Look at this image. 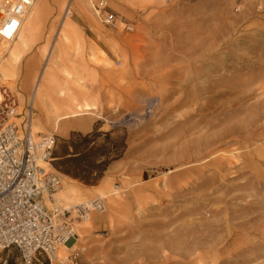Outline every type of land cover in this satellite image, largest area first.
Wrapping results in <instances>:
<instances>
[{"label": "rangeland", "instance_id": "1", "mask_svg": "<svg viewBox=\"0 0 264 264\" xmlns=\"http://www.w3.org/2000/svg\"><path fill=\"white\" fill-rule=\"evenodd\" d=\"M91 1L73 0L59 27L68 0H44L36 44L12 86L0 80L22 110L49 53L33 134L61 144L70 134L54 122L71 109L65 119L125 136L95 185L55 169L64 208L105 204L88 228L72 220L78 240L58 253L78 250L83 264H264V0H109L129 32L100 23ZM9 261L20 264L15 248L0 250Z\"/></svg>", "mask_w": 264, "mask_h": 264}, {"label": "built area", "instance_id": "2", "mask_svg": "<svg viewBox=\"0 0 264 264\" xmlns=\"http://www.w3.org/2000/svg\"><path fill=\"white\" fill-rule=\"evenodd\" d=\"M31 5L32 0H0L1 42L17 37ZM71 5L68 0L63 17L72 16ZM91 7L103 25L133 30L109 0L91 1ZM0 93V250L15 248L20 264H34L37 256L49 264H83L78 250L60 255L58 248L77 241L72 220L83 221L94 211H104L105 204L97 199L91 206L78 205L74 215L57 204L54 195L60 189L61 174L52 165L54 135L33 134L31 98L18 111L17 95L5 86H0Z\"/></svg>", "mask_w": 264, "mask_h": 264}, {"label": "trees", "instance_id": "3", "mask_svg": "<svg viewBox=\"0 0 264 264\" xmlns=\"http://www.w3.org/2000/svg\"><path fill=\"white\" fill-rule=\"evenodd\" d=\"M125 150L126 141L123 135L113 137L111 131L98 129L86 134L71 132L68 138L61 139V144L57 145L56 142L52 165L59 172L85 185H95L108 166L122 158ZM42 264L49 263L44 260Z\"/></svg>", "mask_w": 264, "mask_h": 264}, {"label": "bare ground", "instance_id": "4", "mask_svg": "<svg viewBox=\"0 0 264 264\" xmlns=\"http://www.w3.org/2000/svg\"><path fill=\"white\" fill-rule=\"evenodd\" d=\"M41 7L42 6L40 4L36 5L35 1L32 0V5L29 8V10L26 12V14L24 15V18H23L22 23H21V28L17 34V37L10 43H4L3 42L6 46H4V45L0 46V80L3 81L4 84H10V83H8V81L10 82L14 79V77L16 76L17 66H18L22 56L24 54H26L27 51H29V49L32 45L33 37L31 35H29L28 32H30V30L33 26V23H34L37 15L39 13V9ZM0 45H1V43H0ZM52 46L53 45H51V49L49 52H51ZM48 57L50 58L49 53L46 55V59H45L46 63H44V65L42 66L41 71L39 72V75L37 76V78L35 80V83L33 86V93H32L33 96H31L32 103H33V100L35 102L37 100H40L45 93L44 88L48 82V78H47L48 73H47V68H46ZM51 59H52V57H51ZM10 85L12 86V84H10ZM32 97H33V100H32ZM1 98H2V96L0 93V99ZM88 109H89L88 105H84L81 110L75 109L76 110L75 114H79L77 116H82L83 115L82 111H86ZM87 112H89V111H87ZM32 127L34 128L35 126L33 125ZM41 165L43 167H45V166L48 167L46 163H42ZM64 186H66V188H68L66 190L70 193H73L76 191V189L69 187L67 184H64ZM72 187H74V186H72ZM54 198H55L57 204L59 206H61L62 209H68L70 211L72 210V213H73V209L76 208V206H78V205H81L84 207L91 206L90 202L92 203V201L97 200V199H93V200H88L85 202H80V203L75 204L71 209H69V208H64L55 196H54ZM101 200H102V198H101ZM100 212H103V211H99V213ZM89 217H90V215H88V217H86L82 221L83 224L86 225L87 227L91 226V224H92L91 220L88 219ZM77 240H78V238H77ZM74 246H75V242L73 240L72 242H70L65 247L60 246L58 248V252H59L60 248L61 249L64 248L66 250H69L70 248H74Z\"/></svg>", "mask_w": 264, "mask_h": 264}, {"label": "crops", "instance_id": "5", "mask_svg": "<svg viewBox=\"0 0 264 264\" xmlns=\"http://www.w3.org/2000/svg\"><path fill=\"white\" fill-rule=\"evenodd\" d=\"M68 3V2H67ZM72 3H73V0H72ZM67 5V4H66ZM66 7V6H65ZM48 9V7H46L45 6V2H44V0H42V7L39 9V13H38V15H37V17H36V19H35V21H34V23H33V26H32V28H31V30H30V32H28L29 33V35H31L32 37H33V35H34V30H35V27H38V25L40 24V22H41V19H42V16H43V14H45L44 12L46 11ZM65 9V8H64ZM50 10L51 11H49V12H47L48 14H50V17L49 18H52V17H54L56 14H57V8L56 7H52V8H50ZM64 12V11H63ZM73 15V14H72ZM70 15H66L65 17H63L62 16V19H61V22H60V25H59V27L60 26H62V24L63 23H65L67 20H68V17H69ZM72 17V16H71ZM71 17H70V20H71ZM50 24V23H49ZM46 25V24H45ZM45 25H44V27H45ZM54 43L55 42H53V45H54ZM32 44H36V41H33L32 40ZM30 50V49H29ZM28 52V51H27ZM26 52V53H27ZM26 54H24L23 56H22V58H21V60H20V63H21V61H22V59H23V57L25 56ZM28 62H26V65H25V69H26V72L30 69V60H27ZM19 67H20V64H19ZM19 67H18V74H20L19 73ZM74 110H71V109H69V111L67 112V113H64V114H62L61 116H59V117H57V119L55 120V122H54V124H56V123H58L61 127H58V129H60V130H62V136L63 137H66V136H68L71 132H73V131H81L82 133H88V132H90L92 129H93V124L92 123H87L86 124V119H84V120H82V121H73V119H65L66 118V116H68V114H70L71 112H73ZM65 121H69V123H67L66 125H65V127H63L62 125H61V123H63V122H65ZM71 122H75V123H71ZM85 124H86V126H85ZM85 126V127H84ZM84 127V129H79V128H83ZM84 227H85V225H83ZM88 228V227H87Z\"/></svg>", "mask_w": 264, "mask_h": 264}]
</instances>
